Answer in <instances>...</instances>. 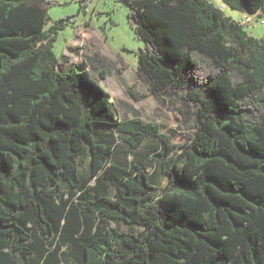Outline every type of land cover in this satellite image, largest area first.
Listing matches in <instances>:
<instances>
[{
  "label": "trees",
  "instance_id": "obj_1",
  "mask_svg": "<svg viewBox=\"0 0 264 264\" xmlns=\"http://www.w3.org/2000/svg\"><path fill=\"white\" fill-rule=\"evenodd\" d=\"M120 1L144 42L128 94H181L195 124L120 117L63 68L57 0H0V264H264V38L212 0Z\"/></svg>",
  "mask_w": 264,
  "mask_h": 264
},
{
  "label": "rangeland",
  "instance_id": "obj_2",
  "mask_svg": "<svg viewBox=\"0 0 264 264\" xmlns=\"http://www.w3.org/2000/svg\"><path fill=\"white\" fill-rule=\"evenodd\" d=\"M212 1L226 15L237 21L242 22L251 15L250 11L234 9L223 0ZM128 10V5L120 0H90L86 8L81 7L79 0H57V3L50 7L51 21L47 25L48 27L51 23L68 17L65 27L59 29L54 42V51L61 60L64 54L69 53L70 47L77 43L78 37H82V31L87 28L89 30L92 26L97 42L94 45L91 44L89 54L103 64V68L107 71V77L104 79L99 76L98 72L95 76L111 93L120 117L124 116L121 111L123 114L125 112L122 109L124 96L131 97L126 87L137 79V51L144 45L142 40L135 37L134 30L128 21ZM262 19L261 16L244 23L245 30L254 37L264 38ZM83 45L81 44V49ZM96 50H99V54ZM79 52L76 60L79 59L84 63V51ZM89 68L91 69V66ZM139 84L142 90L148 89V79L139 81ZM166 98L165 107L161 106L162 102L155 96L136 101L137 104H132V106L142 112V117L162 123L164 131H167L169 127L186 129L195 124L196 115L186 106L181 94L169 93ZM128 110L130 111V108ZM175 140L180 141L181 138L178 137ZM88 162L89 157L85 155L82 158L83 166H86Z\"/></svg>",
  "mask_w": 264,
  "mask_h": 264
},
{
  "label": "crops",
  "instance_id": "obj_3",
  "mask_svg": "<svg viewBox=\"0 0 264 264\" xmlns=\"http://www.w3.org/2000/svg\"><path fill=\"white\" fill-rule=\"evenodd\" d=\"M88 34L89 35H87L88 37H86V38L78 37L77 43L74 46L70 47L69 53L68 54H64L63 58L66 57V60L62 63V66L66 70L70 69L71 67H85L86 66L91 71V73L93 74V76L95 78H97V76H95V73L98 72L99 76L102 79H104V78L107 77V71H106V77H102L100 72H101L102 69L106 70V68H103L104 65L100 64L97 61V59L93 57V55L89 54V50L91 48V44L94 45L97 42V38H96L95 34L92 32V26L89 28ZM92 39H94V41ZM81 44H84L82 49L80 47ZM81 50L84 51V56L83 57L85 59L86 64H84L83 62H80L79 59L76 60V58H77L76 56H79L78 53H80L79 51H81ZM90 66H91V69L89 68ZM143 79H148V78L144 77V78L140 79L139 81H142ZM148 83H149V80H148ZM128 86L129 85H127L126 90H127ZM112 100H113V97H112ZM113 102H114V100H113ZM114 104H115V102H114ZM132 104H137V102L133 98L127 97L125 95L124 96V102L122 103V109L125 112L123 114L122 111H121V114L124 115V116H121V117L142 116V114H141L142 112L139 111L138 109H136L135 106L133 107ZM115 106H116V104H115ZM116 108H117V106H116ZM129 108H130V111L128 110Z\"/></svg>",
  "mask_w": 264,
  "mask_h": 264
},
{
  "label": "built area",
  "instance_id": "obj_4",
  "mask_svg": "<svg viewBox=\"0 0 264 264\" xmlns=\"http://www.w3.org/2000/svg\"><path fill=\"white\" fill-rule=\"evenodd\" d=\"M263 17L262 19V23H264V11H261V10H258V11H255V12H251V15L247 16L245 20H243L244 23L246 22H251L254 20V18H258V17ZM87 30H83L82 33H81V36L82 37H87L88 33H87ZM85 63V62H84Z\"/></svg>",
  "mask_w": 264,
  "mask_h": 264
}]
</instances>
